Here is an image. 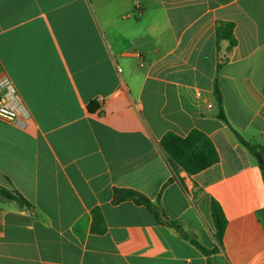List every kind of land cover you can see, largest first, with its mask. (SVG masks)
Here are the masks:
<instances>
[{
  "label": "crops",
  "instance_id": "crops-1",
  "mask_svg": "<svg viewBox=\"0 0 264 264\" xmlns=\"http://www.w3.org/2000/svg\"><path fill=\"white\" fill-rule=\"evenodd\" d=\"M4 78L30 116L23 129L0 120V186L32 207L0 201V264H264V0H0ZM194 130L219 161L190 175L161 140ZM116 189L191 238L132 200L114 205Z\"/></svg>",
  "mask_w": 264,
  "mask_h": 264
},
{
  "label": "trees",
  "instance_id": "trees-1",
  "mask_svg": "<svg viewBox=\"0 0 264 264\" xmlns=\"http://www.w3.org/2000/svg\"><path fill=\"white\" fill-rule=\"evenodd\" d=\"M221 40H228L230 48H233L237 44V40L234 35V25L232 23H220L217 28V41L218 44ZM220 66H218V69ZM215 94L219 103L220 114L219 118L226 122H229L225 116L223 108L222 93L215 83ZM100 109V104L94 100L88 105V110L92 113L97 112ZM240 143L245 146L250 152L256 153L258 147L252 145L245 140L238 132L234 131ZM161 147L166 153L168 160L173 166H180L188 174L196 175L219 161L218 152L212 143V141L202 132L194 130L187 137H181L172 132L167 133L161 140ZM126 200H132L136 205L144 206L165 226L173 228L181 237L190 239L191 236L184 231L183 227L175 221L164 222L161 220L160 208L155 205L150 199L143 194L133 190H118L114 191L113 204L117 205ZM0 201L13 203L19 209H28L32 207V204L17 190H9L0 186ZM94 224L93 231L99 234L105 232L106 228L101 227L100 224L104 223L101 212L99 210L94 211ZM212 218L215 227V237L219 244H222L225 229L227 225L226 216L220 204L216 201L212 202ZM192 240V239H191ZM194 244L206 255L210 254V251L206 250L198 242L192 240Z\"/></svg>",
  "mask_w": 264,
  "mask_h": 264
},
{
  "label": "built area",
  "instance_id": "built-area-1",
  "mask_svg": "<svg viewBox=\"0 0 264 264\" xmlns=\"http://www.w3.org/2000/svg\"><path fill=\"white\" fill-rule=\"evenodd\" d=\"M29 112L9 78L0 81V120L25 128Z\"/></svg>",
  "mask_w": 264,
  "mask_h": 264
},
{
  "label": "water",
  "instance_id": "water-1",
  "mask_svg": "<svg viewBox=\"0 0 264 264\" xmlns=\"http://www.w3.org/2000/svg\"><path fill=\"white\" fill-rule=\"evenodd\" d=\"M255 155H256V157H257V159H258L260 165H262V164H263L262 155H261L260 153H256ZM161 218H162L164 221H167V220H168L163 214H161Z\"/></svg>",
  "mask_w": 264,
  "mask_h": 264
}]
</instances>
